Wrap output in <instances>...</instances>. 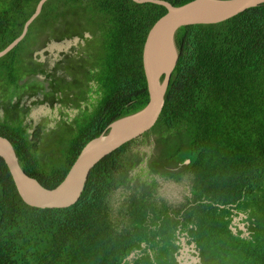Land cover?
<instances>
[{
    "label": "trees",
    "instance_id": "1",
    "mask_svg": "<svg viewBox=\"0 0 264 264\" xmlns=\"http://www.w3.org/2000/svg\"><path fill=\"white\" fill-rule=\"evenodd\" d=\"M38 1L0 0V51L20 35ZM163 1L178 7L193 0ZM165 12L131 0L43 5L25 38L0 59V93L5 84L17 88L27 75L25 43L33 32L47 29L55 38L81 39L75 68L86 92L95 86L97 96L81 98L77 85L74 105L90 99L82 110L90 118L70 140L61 167L59 159L45 164L44 155L38 157L20 137L19 125L1 123L21 139L22 149L0 130L27 176L55 188L87 142L147 104L142 47ZM174 41L178 59L156 124L102 158L76 203L27 206L0 158V264H176L178 221L156 197L158 179L191 186L194 205L181 216V233L195 243L201 264H264V3L224 22L181 27ZM150 139L148 153L130 148ZM239 213L246 216L247 237L230 230ZM131 253L134 258L127 260Z\"/></svg>",
    "mask_w": 264,
    "mask_h": 264
},
{
    "label": "water",
    "instance_id": "2",
    "mask_svg": "<svg viewBox=\"0 0 264 264\" xmlns=\"http://www.w3.org/2000/svg\"><path fill=\"white\" fill-rule=\"evenodd\" d=\"M47 1H38L34 12L24 23L20 35L0 51V59L23 40L29 26L39 16ZM131 1L136 4H155L166 9L165 14L149 29L142 47L141 62L147 86V104L139 111L113 121L104 132L87 142L63 180L53 189L44 188L35 179L27 176L19 166L10 141L0 136V158L7 167L17 195L27 206L53 209L73 205L82 193L90 170L102 158L153 128L162 111L164 96L178 59L174 38L179 28L224 22L247 9L264 3V0H193L182 6L174 7L163 0ZM84 37L88 35L84 34ZM81 42V39L76 36L64 40L63 43H51L46 50L53 48L60 51ZM238 217L233 218L230 230L233 234L240 231L242 233L240 237H247L249 232L244 223L235 226V222L246 216L239 214ZM180 245L179 255L175 257L177 264H201L194 243L187 245L185 239L181 238ZM134 256L135 254L131 253L127 260H131Z\"/></svg>",
    "mask_w": 264,
    "mask_h": 264
},
{
    "label": "flooded vegetation",
    "instance_id": "3",
    "mask_svg": "<svg viewBox=\"0 0 264 264\" xmlns=\"http://www.w3.org/2000/svg\"><path fill=\"white\" fill-rule=\"evenodd\" d=\"M47 33V29L46 31L33 32L25 43L26 48L24 55H22V60L27 62L25 68L27 75L23 76V80L17 82V88L11 87L7 91L8 97L1 98L0 125L1 123H7L14 129L15 126L19 125L20 137L25 136L33 151H40V156H43L44 150H46L47 153L51 152L52 157L55 158L52 160H58L62 155L56 152L54 146L52 147L51 145H53L55 140H59L60 137L64 139L61 129L63 127L68 128L69 125H72V120L79 116V111L76 109L79 107L83 110L88 105V102L77 101L78 107H75L76 96H73L77 91V85H79L75 81L76 78L80 77L83 80L82 75L75 68L78 61V55L76 54L80 50V46H83V43L72 45L60 51L53 48L46 50L51 43H63L64 40L71 39L68 37L55 38ZM33 72L37 81L31 84L30 80L32 78L30 75ZM12 119L17 121L15 125L11 124ZM0 130H4L9 137L13 135V140L18 143L17 146L19 148L22 147L17 131H15L17 133L16 136L14 132L7 128H0ZM42 159L45 160L44 158ZM145 161L146 156L143 159V163H141L142 166L145 165ZM176 185L182 186V191L179 193L177 200L171 201V192L175 189L171 187ZM190 192L191 186L186 184V182L176 183L169 179L165 181L158 179L156 197L164 201L165 207L168 208L167 214L178 221L176 233L181 236L178 242L179 245L181 238L185 239L187 245L194 243H188V234L185 232L181 233L185 223L181 216L186 209L194 205V196ZM159 208H161V203L158 204L157 211ZM239 214L233 218H239ZM235 223V226L240 223H244L246 228L248 226L245 218ZM241 235L242 233L239 236ZM180 249L176 256L179 255ZM195 250L198 252L196 245ZM190 255L193 254L190 253ZM198 257H200L199 252Z\"/></svg>",
    "mask_w": 264,
    "mask_h": 264
},
{
    "label": "rangeland",
    "instance_id": "4",
    "mask_svg": "<svg viewBox=\"0 0 264 264\" xmlns=\"http://www.w3.org/2000/svg\"><path fill=\"white\" fill-rule=\"evenodd\" d=\"M45 21L46 22L47 21L49 22V20L47 18H45ZM50 24H56V22H52V23L50 22ZM25 47H26V45H25ZM75 81H76V83H80V85H81V82L82 81H81L80 77L78 79L76 78ZM3 87L6 89V91L1 94L2 97L0 96V100H1V98L8 97V92L7 91L10 89L11 86L5 84ZM86 90H87V88H85V87H83L81 85V87L79 89V92L82 95L81 98H86V96H89V95L92 96L91 100H93L94 98H96V96H97V88L95 86H94V88H93V90H92V92L90 94H88L86 92ZM76 99H78V95H76ZM89 100H87V99L86 100L79 99L77 101H85V102H88V104H89L90 103ZM75 107H78V106H75ZM92 108L93 107L90 104V108H89L88 111H91ZM76 110H78L79 112H81V114L79 116H77V118H75V119L72 120V125H69L68 128L63 127L61 129V133H63L62 136H63L64 139H62V137H60L59 140H55L53 142V145H51L52 147L54 146V149H55L56 152H58L59 154L62 155V156L59 157V160H60L59 161V166L60 167L62 166V164H63L62 161L64 160V159L61 160V158L65 157L66 154L68 153V145H69L70 140L73 139L74 137H76V135L78 134V132L80 131V129L87 127L88 120L90 118L89 114H87L84 111H82L79 107ZM16 123H17V121H15L13 119L11 120V124L12 125H15ZM152 141H153V139H150V142L141 143L139 145L138 144L130 145V148L133 149V150L140 149L143 152H149V149L151 148V142ZM39 155H40V151L37 152V156L38 157H39ZM52 156L53 155L51 154V152L50 153H45L44 156L42 157V158L45 159L44 160L45 161L44 163L45 164H49V166L56 165L57 162H53L52 159H55V158L52 157ZM133 172H135V171H133ZM138 178L140 180H142V179H144V176L143 175H139ZM185 179H188V178L185 177ZM133 183H134V181L131 182V184H133ZM186 184H188V183H186ZM171 188H175V189H173L172 192H171V198H170V200L171 201H175V200H177L179 193L182 191V186H177L176 185L175 187H171Z\"/></svg>",
    "mask_w": 264,
    "mask_h": 264
}]
</instances>
